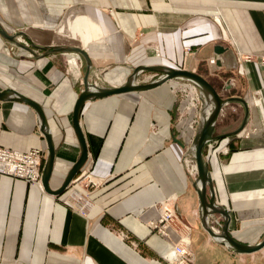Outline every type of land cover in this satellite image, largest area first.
<instances>
[{"label": "crops", "instance_id": "0c3cea01", "mask_svg": "<svg viewBox=\"0 0 264 264\" xmlns=\"http://www.w3.org/2000/svg\"><path fill=\"white\" fill-rule=\"evenodd\" d=\"M0 26L38 47L83 49L92 84L118 87L139 65H164L200 74L222 97L243 98V130L207 143L203 155L230 235L248 245L264 238V0H0ZM33 51L0 35V91L14 89L42 108L55 148L49 185L57 189L79 156L72 113L85 62L72 52L66 63L63 53ZM176 82L174 90L166 82L85 102L79 122L88 158L61 195L0 172V264H167L186 232L195 264H264V247L235 253L201 225L196 174L181 165L200 112L182 89L187 81ZM243 115L240 102L224 104L214 135L234 131ZM0 147L38 149L44 164L32 107L0 101ZM84 201L89 206L80 209ZM172 204L176 218L159 235L152 225ZM209 219L222 223L219 215Z\"/></svg>", "mask_w": 264, "mask_h": 264}, {"label": "water", "instance_id": "95a60500", "mask_svg": "<svg viewBox=\"0 0 264 264\" xmlns=\"http://www.w3.org/2000/svg\"><path fill=\"white\" fill-rule=\"evenodd\" d=\"M0 35L16 46L28 50L34 56H37V54L33 51L34 48L43 51V56L54 53L72 52L80 55L85 62V71L82 79L83 89L80 91L76 99L72 113V124L79 142V156L65 175L62 184L57 189H52L49 185V180L52 175L54 165L55 148L52 134L48 128L42 108L35 101L14 89L6 88L0 91V101L14 100L24 102L32 107L37 114L39 130L44 136L47 146V153L41 172V184L45 192L53 196H59L65 192L88 158V148L79 122L80 111L85 102L94 101L96 99H101L112 95L123 94L126 92L150 90L168 82L169 80H186L196 88L199 100L201 102L199 121L196 126L190 147L197 171L196 177L192 182V186L198 195L199 217L201 225L210 235V237L217 240L221 245L230 247V249H232L235 253H252L264 247V238L255 245H248L239 242L230 235L228 230L230 216L228 211L223 206L215 204L212 179L208 170L207 161L203 155L204 147L207 143L217 141L223 137L238 134L243 130L247 124L249 116L247 103L243 98L230 96L222 97L214 88V86L200 74L194 71L175 69L164 65H139L132 70V73L128 76L123 85L118 87L99 86L92 84L88 79L91 69V62L83 49L69 46L38 47L33 43H31L32 47H27L17 39L18 35L9 34L1 26ZM20 35L25 38L28 37L24 32H21ZM223 50L224 49L222 46L214 47V51L216 53H220ZM144 72H156L159 74V76L149 82L139 83L137 81V77L140 73ZM226 89H228V86H226ZM234 101L240 102L244 107V115L240 125L234 131L225 135H214L215 123L220 110L224 104ZM215 215H219L222 218V223L219 224L220 231L218 232L214 231L210 227L209 217Z\"/></svg>", "mask_w": 264, "mask_h": 264}, {"label": "built area", "instance_id": "2783aa9c", "mask_svg": "<svg viewBox=\"0 0 264 264\" xmlns=\"http://www.w3.org/2000/svg\"><path fill=\"white\" fill-rule=\"evenodd\" d=\"M213 62V60H211ZM176 81V80H174ZM97 85V83H94ZM185 84L192 85L188 81ZM193 86V85H192ZM194 87V86H193ZM175 87H171L174 90ZM196 90V89H195ZM185 91V89L183 90ZM195 94V95H194ZM195 97H191L198 104V95L194 92ZM195 104V103H194ZM197 119L192 121L191 127L197 126ZM221 153H228V149L223 147L219 150ZM181 165L188 167L187 173L190 177L197 174L194 157L191 151H185L183 153V159ZM43 168L41 152L38 149H32L26 152H21L5 147H0V172L11 175L16 178L23 179L28 184L41 183V172ZM72 184V183H71ZM89 206L88 201H84L80 205V209H85ZM174 218H176L174 204L171 206H164L160 209L157 220L152 225L154 231L159 235L165 236L167 229L171 226ZM211 228H215L218 232V228L215 227L213 221L210 223ZM188 233L180 234L178 241L173 245L171 251L165 256L167 264H194L195 256L192 250L190 241L187 239Z\"/></svg>", "mask_w": 264, "mask_h": 264}, {"label": "rangeland", "instance_id": "374dc122", "mask_svg": "<svg viewBox=\"0 0 264 264\" xmlns=\"http://www.w3.org/2000/svg\"><path fill=\"white\" fill-rule=\"evenodd\" d=\"M16 35H18L19 37H20V40L22 41L21 43L22 44H24V45H26L27 47H32L31 46V43H32V41L29 39V37H23V36H21L20 35V33H18V34H16ZM33 43L34 44H36L34 41H33ZM34 49H36V48H34ZM40 52H41V50H39ZM43 54V53H42ZM66 55L67 54H59L58 56L59 57H62L63 58V61L64 62H66ZM61 58V59H62ZM75 60V59H74ZM67 63V62H66ZM75 63H76V60H75ZM149 75H150V72H144V73H140L139 75H138V77H137V79L138 80H143V78L145 77V76H148L149 77ZM159 76V74H157V76H155V77H153V79H155L156 77H158ZM148 79H150V78H148ZM152 79V80H153ZM147 82H149V81H147ZM233 84V83H232ZM170 85V84H169ZM181 87V86H180ZM195 88V87H194ZM192 86L190 87V88H188V89H186L190 94H191V97H195L194 95L192 96V94L196 91L195 89H194ZM183 89V88H182ZM184 90V89H183ZM196 93H197V95H198V92L196 91ZM198 98H199V96H198ZM198 100V104H197V101H194V99L193 98H190V103H192V105H194L195 107H197V108H199L198 106H199V99H197ZM195 103V104H194ZM200 109V108H199ZM221 111V110H220ZM220 113V112H219ZM219 115V114H218ZM240 134V132L237 134V135H239ZM236 135V134H235ZM229 152V151H228ZM226 154H228V153H226ZM67 202H69V203H72L73 204V199H68L67 200ZM218 229H220L219 227H218ZM220 231V230H219ZM189 236H187V238H188ZM192 247V246H191ZM193 250V249H192ZM195 256V255H194ZM195 264V263H194Z\"/></svg>", "mask_w": 264, "mask_h": 264}, {"label": "bare ground", "instance_id": "6f19581e", "mask_svg": "<svg viewBox=\"0 0 264 264\" xmlns=\"http://www.w3.org/2000/svg\"><path fill=\"white\" fill-rule=\"evenodd\" d=\"M71 54H73V56H75V57H79V55L78 54H75V53H71ZM73 59V58H72ZM167 83H169L170 85H169V87L171 88V87H178V83L176 82V81H172V80H169ZM163 84H165V83H163ZM163 84H161V85H163ZM161 85H159V86H161ZM182 85H184L185 87H183V89H188V88H190L192 85H187V84H181V86ZM193 87V86H192ZM182 88V87H181ZM194 88V87H193ZM195 89V88H194ZM197 91V90H196ZM200 108V107H199ZM199 112H200V109H199ZM199 118V117H198ZM198 120L199 119H197V122H198ZM196 128V126L193 128V129H195ZM34 185H38V184H34ZM39 186H41V183H40V185ZM230 216V215H229ZM231 220V219H230ZM210 226H211V224H210ZM229 228V227H228ZM213 230L214 231H216V229L215 228H213ZM217 232V231H216ZM210 236V235H209ZM212 238V237H211ZM188 240H189V237L187 238ZM213 239V238H212ZM190 241V240H189ZM225 247H227V248H230V247H228V246H225ZM170 252V251H169Z\"/></svg>", "mask_w": 264, "mask_h": 264}]
</instances>
